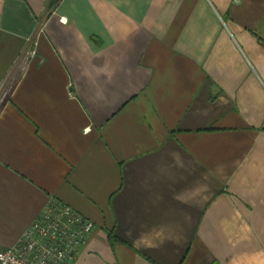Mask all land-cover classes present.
Returning a JSON list of instances; mask_svg holds the SVG:
<instances>
[{"label": "crops", "instance_id": "obj_1", "mask_svg": "<svg viewBox=\"0 0 264 264\" xmlns=\"http://www.w3.org/2000/svg\"><path fill=\"white\" fill-rule=\"evenodd\" d=\"M54 199L71 264H264V0H0V247Z\"/></svg>", "mask_w": 264, "mask_h": 264}, {"label": "built area", "instance_id": "obj_2", "mask_svg": "<svg viewBox=\"0 0 264 264\" xmlns=\"http://www.w3.org/2000/svg\"><path fill=\"white\" fill-rule=\"evenodd\" d=\"M94 227L70 205L51 200L15 244L0 247V264H71Z\"/></svg>", "mask_w": 264, "mask_h": 264}]
</instances>
